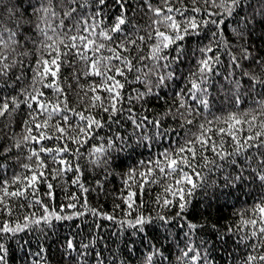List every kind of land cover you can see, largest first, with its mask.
I'll return each mask as SVG.
<instances>
[{"label": "snow or ice", "instance_id": "1", "mask_svg": "<svg viewBox=\"0 0 264 264\" xmlns=\"http://www.w3.org/2000/svg\"><path fill=\"white\" fill-rule=\"evenodd\" d=\"M0 264H264V0H0Z\"/></svg>", "mask_w": 264, "mask_h": 264}, {"label": "trees", "instance_id": "2", "mask_svg": "<svg viewBox=\"0 0 264 264\" xmlns=\"http://www.w3.org/2000/svg\"><path fill=\"white\" fill-rule=\"evenodd\" d=\"M109 2L111 3L112 0H109ZM70 71V70H69ZM65 75H68V72L65 73ZM94 79V77H88L87 79H82L81 83L87 84L89 80ZM86 91V89H85ZM66 92L68 94V98L70 101L71 105L74 106H80V100L78 99V97L80 95H83V92L76 87L75 83L72 84V87L69 88L67 87L66 84ZM249 105H245V107H248ZM254 107V105H252ZM226 111H233L235 109L229 108L227 107V105H225V109ZM214 112H217L219 114L220 110L219 109H213ZM210 118V117H209ZM68 179H71V174H69ZM86 185L91 183V178L88 176L87 173H85L84 177H83ZM111 179V178H110ZM112 185H113V191L119 189L121 187L119 179L116 180H112ZM70 187V191H77L75 186H69ZM43 190V189H42ZM159 188L155 185L152 186L151 191L154 193L155 191H158ZM70 194V192L68 193ZM64 195L65 193L62 192L60 190V188H57V195H56V201L59 202L61 200L64 199ZM88 199L89 202L91 204V206L96 207L97 205H99L102 209H104L105 211H111L112 207H113V199L111 196V193H109V195L107 197L103 196V195H98L95 192H89L88 193ZM145 199H148V195H145ZM115 202H119V201H115ZM240 207H244L243 204H235L233 207L229 208V207H225L224 209L221 210L220 212V216L222 217L221 219V223H224L226 221H228L231 218V214L233 211H236L237 209H239ZM22 211V210H21ZM33 211H36V209H33ZM116 214L119 216L120 215V210L117 209ZM99 219V218H98ZM77 224H82V221L77 219L76 220ZM105 223L112 225V231H116V226L113 224L112 221H106V220H101V225L103 226ZM71 225V222H67L64 227L68 228ZM105 235H108L107 231H105L104 233ZM36 241L33 240V244H35ZM174 255H179L178 252H174ZM36 259H40V257H36Z\"/></svg>", "mask_w": 264, "mask_h": 264}]
</instances>
